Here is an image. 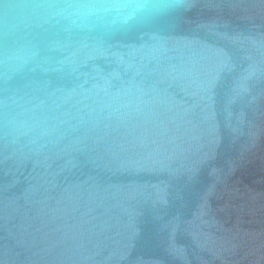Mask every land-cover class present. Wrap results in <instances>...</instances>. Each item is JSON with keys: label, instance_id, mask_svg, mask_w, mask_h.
<instances>
[{"label": "water", "instance_id": "1", "mask_svg": "<svg viewBox=\"0 0 264 264\" xmlns=\"http://www.w3.org/2000/svg\"><path fill=\"white\" fill-rule=\"evenodd\" d=\"M0 264H264V0H0Z\"/></svg>", "mask_w": 264, "mask_h": 264}]
</instances>
